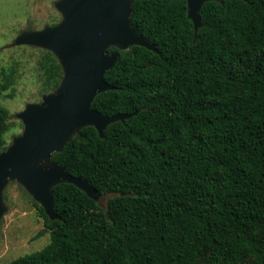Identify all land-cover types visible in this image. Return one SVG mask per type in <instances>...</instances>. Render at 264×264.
<instances>
[{
    "label": "trees",
    "instance_id": "trees-1",
    "mask_svg": "<svg viewBox=\"0 0 264 264\" xmlns=\"http://www.w3.org/2000/svg\"><path fill=\"white\" fill-rule=\"evenodd\" d=\"M201 16L195 38L187 0L134 1L132 22L158 51L120 50L105 74L115 89L92 106L138 113L104 137L86 126L53 155L106 204L57 184L59 219L33 199L36 238L50 241L9 264H264V0L208 1ZM43 51L51 92L63 69ZM14 76L2 69L0 97ZM10 119L0 103V152Z\"/></svg>",
    "mask_w": 264,
    "mask_h": 264
},
{
    "label": "water",
    "instance_id": "water-1",
    "mask_svg": "<svg viewBox=\"0 0 264 264\" xmlns=\"http://www.w3.org/2000/svg\"><path fill=\"white\" fill-rule=\"evenodd\" d=\"M134 1L56 0L61 14L57 23L23 30L15 38V45L53 52L62 66L63 77L40 102L27 103L17 113L24 128L0 152V225L9 211L4 192L11 181L21 184L52 220L60 218L54 210L53 188L57 184L72 183L98 202L103 196L87 179L72 175L54 161L53 155L63 151L86 126H94L104 137L111 123L138 113L107 115L92 106L99 93L115 89L105 74L119 61L120 50L139 45L158 51L132 22ZM208 1L225 0H187L195 38L204 26L201 8ZM111 46L117 49L110 51Z\"/></svg>",
    "mask_w": 264,
    "mask_h": 264
},
{
    "label": "rangeland",
    "instance_id": "rangeland-1",
    "mask_svg": "<svg viewBox=\"0 0 264 264\" xmlns=\"http://www.w3.org/2000/svg\"><path fill=\"white\" fill-rule=\"evenodd\" d=\"M56 0H0V72L14 70V82L0 97V103L11 114L7 143L23 130L22 121L16 116L27 103L40 102L47 92L45 74L41 69L44 51L29 45H15V38L26 29H41L55 24L61 14ZM108 195L100 199L106 204ZM9 211L0 225V264L37 251L50 241L49 232L36 235L45 228L32 196L18 182L11 181L4 192Z\"/></svg>",
    "mask_w": 264,
    "mask_h": 264
}]
</instances>
